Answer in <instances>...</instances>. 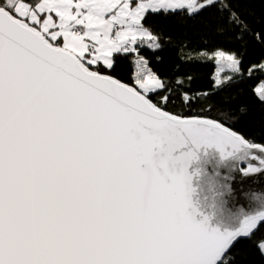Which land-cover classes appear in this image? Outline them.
Masks as SVG:
<instances>
[{
  "label": "snow or ice",
  "instance_id": "1",
  "mask_svg": "<svg viewBox=\"0 0 264 264\" xmlns=\"http://www.w3.org/2000/svg\"><path fill=\"white\" fill-rule=\"evenodd\" d=\"M212 6L219 32L264 46L223 0H0V264H230L251 239L264 208L223 229L197 219L189 167L201 146L249 157L264 145L157 106L149 94L167 104L175 89L140 54L162 47L148 14ZM245 54L213 53L215 87L243 77ZM255 93L264 101V82ZM252 158L245 172L264 169Z\"/></svg>",
  "mask_w": 264,
  "mask_h": 264
},
{
  "label": "trees",
  "instance_id": "2",
  "mask_svg": "<svg viewBox=\"0 0 264 264\" xmlns=\"http://www.w3.org/2000/svg\"><path fill=\"white\" fill-rule=\"evenodd\" d=\"M220 2L217 0V4ZM223 2L230 3L253 31L264 30V0ZM220 25L216 6L193 16L180 11L167 16L163 13L146 16L145 26L161 36L162 47L156 51L142 48L140 54L149 61V67L175 89L174 98L167 104L160 102L156 95L149 94V97L173 114L220 120L252 142L264 145V101L255 93L264 82V72L254 70L251 76L248 75L252 65L264 62V46L253 42L247 34L243 41L236 40L239 29L219 32ZM242 43L246 49L243 77L215 87L213 53L216 50L236 51ZM126 63L123 82L134 85L131 58ZM177 80L183 83L177 85ZM183 92L192 97L188 104L180 98ZM261 241H264V223L251 239H247L243 248L230 253V264H264V253L258 247Z\"/></svg>",
  "mask_w": 264,
  "mask_h": 264
},
{
  "label": "water",
  "instance_id": "3",
  "mask_svg": "<svg viewBox=\"0 0 264 264\" xmlns=\"http://www.w3.org/2000/svg\"><path fill=\"white\" fill-rule=\"evenodd\" d=\"M200 117L217 120L206 116ZM252 155L264 158V153L259 150H252L249 157L244 154L224 157L215 146H201L197 151L198 158L189 167L195 189L192 195L193 205L198 213L202 214L197 215V219L208 216L211 226L223 229L238 223L242 219V214H253L264 208V169L254 173L244 171L249 163L260 167V161L253 159Z\"/></svg>",
  "mask_w": 264,
  "mask_h": 264
},
{
  "label": "rangeland",
  "instance_id": "4",
  "mask_svg": "<svg viewBox=\"0 0 264 264\" xmlns=\"http://www.w3.org/2000/svg\"><path fill=\"white\" fill-rule=\"evenodd\" d=\"M215 63H216V61H215ZM216 67H217V65H216ZM226 75H230V73H227V72H225V73H222L221 74V78H223L224 76H226ZM159 106V105H158ZM264 253V252H263Z\"/></svg>",
  "mask_w": 264,
  "mask_h": 264
}]
</instances>
